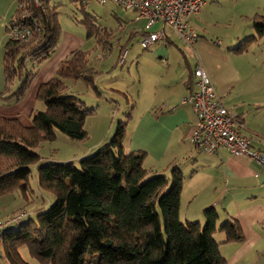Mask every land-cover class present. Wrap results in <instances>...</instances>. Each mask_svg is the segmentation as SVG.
Returning <instances> with one entry per match:
<instances>
[{"label":"trees","instance_id":"16d2710c","mask_svg":"<svg viewBox=\"0 0 264 264\" xmlns=\"http://www.w3.org/2000/svg\"><path fill=\"white\" fill-rule=\"evenodd\" d=\"M71 1L83 13L86 36L104 47L113 32L85 11L82 0ZM58 6L52 0H40L38 5L16 0L2 47L3 103H16L28 91L35 71L24 75L26 61L38 64L55 52L61 33ZM252 25L264 34V11L254 14ZM24 27L32 28L30 38H15L14 31ZM96 74L88 52L75 48L54 75L39 84L36 99L44 108L32 109L30 125L0 116V194L18 191L24 205L29 203L27 180L35 165L37 188L53 197L47 208L41 205L35 215L3 227L0 258L7 264H28L18 251L26 245L41 264H224L213 234L221 230L226 241H240L238 221L227 218L218 226L213 206L204 209L203 224L182 220L180 167L173 165L167 175L143 166V150L125 151V120L116 122L107 143L79 157L77 164L39 161L36 148L54 140L56 132L73 140L86 138L84 122L93 108L70 93L66 81L83 79L97 90ZM238 120H243L240 115Z\"/></svg>","mask_w":264,"mask_h":264},{"label":"crops","instance_id":"0c3cea01","mask_svg":"<svg viewBox=\"0 0 264 264\" xmlns=\"http://www.w3.org/2000/svg\"><path fill=\"white\" fill-rule=\"evenodd\" d=\"M217 3L216 0H204L199 12L188 17L189 24L197 34V38L191 44L184 42L169 26L162 23L155 25L158 29L163 28L165 37L147 49L143 48L153 52L150 53L153 58L150 64L151 74L140 73L137 81H134L137 94L146 95L139 108L143 116L148 114V121L143 125H137L136 131L131 134L129 146L124 149L130 151L149 146L157 160L175 161L173 159L178 160L177 157H181L183 164L178 166L184 175V182L180 195V218L198 220L203 224L204 209L213 206L218 213V226L224 219L231 218L238 221L242 232L240 241H226L221 230L214 232L213 236L218 242L219 252L225 259L224 264H264V166L246 156L232 155L224 149H219L215 153H206L197 149L190 140L195 114L189 103L181 102L184 96L196 89L193 71L200 66L209 75L217 95L225 105L223 94L228 79L231 78L225 58L229 56V51L232 52L235 38L227 37V39L221 32L212 31L213 22L219 18L214 6ZM122 16L133 18V22L131 23L130 20L128 23L130 27L124 31L130 30V35L133 32L137 36L139 33L141 35L145 19H136L133 10H123ZM222 47L227 49L226 52ZM174 48H177L185 59V67L182 64L183 68L179 69L180 71L172 70L169 62ZM127 55L128 50L124 61L118 60L117 64L124 66ZM63 59L65 58L62 56L54 58L46 74L42 76L46 78L42 80L40 77L32 88L30 85L22 100L9 104L0 103V116L16 117L23 125H30V113L36 105L37 88L40 83L52 76L50 71L54 69L55 73ZM191 59L195 61L193 65ZM164 63L165 67L162 70L160 67ZM115 64L112 69L116 67ZM1 68L0 90L3 86ZM101 75L98 73L95 75L94 84L98 83ZM156 76L157 78L154 79ZM121 77L126 83V77L122 74ZM112 78L109 81L112 87L106 88L103 85L105 80L101 81L102 85L96 87L108 90L105 94L122 92V89L127 88L113 83ZM134 92L132 91L133 94ZM141 120L143 118L139 121ZM241 123L239 130L251 137V148L264 151V144L253 138L250 134L253 131L245 126L244 120ZM254 173H258V176Z\"/></svg>","mask_w":264,"mask_h":264},{"label":"rangeland","instance_id":"374dc122","mask_svg":"<svg viewBox=\"0 0 264 264\" xmlns=\"http://www.w3.org/2000/svg\"><path fill=\"white\" fill-rule=\"evenodd\" d=\"M52 2L59 4L57 11L61 33L55 52L48 58L38 64L30 60L26 61L24 75L30 69L35 71L30 88L40 77L42 80L46 78L42 76L46 74L54 58L61 56L66 58L69 56V51L75 48L87 51L92 66L99 75L102 74L95 86L102 85L101 81L105 80L103 85L106 88L112 87L109 81L113 77L111 80L113 83L127 87L122 89V92H111L114 93L111 95V93L105 94L108 90L102 87L97 88V91L93 85L86 83L83 79L66 81L68 91L82 99L88 107L93 108L92 113L86 117L84 122L87 136L83 140H73L61 132H56L54 140L43 141L36 151L40 155V162L66 159L73 160L77 164L79 157L92 154L110 140L118 120L126 121L124 147L129 146L131 134L136 131L137 125H143L148 121V114L143 116L139 108L146 95L139 96L137 94L134 81H137L140 73L151 74L150 64H152L153 58L150 53L153 52L150 49L144 50L140 46V33L139 36L134 34L130 37L131 31H124L130 27L128 23L130 20L132 23L133 18L122 16L123 10L111 2L101 4L96 0H91L84 6L86 12L93 14L101 25L106 26L114 34L110 39L112 44L109 41L104 47L98 45L93 37L86 36L85 26L81 23L84 18L83 13L75 10L71 0H52ZM216 2L218 3L214 6L219 18L213 22L212 31H219L226 38H235L232 52L229 51V56L225 58L231 78L226 84L223 100L227 108L242 117L245 126L253 131L250 133L253 138L255 137L261 144H264V34L259 35L252 25L254 14L264 11V0H216ZM15 9L16 0H0V61H2V46L8 37L6 23L14 14ZM156 29L158 26L153 27V30ZM166 30L171 32L168 27ZM230 43L231 41H229ZM125 48L128 50V55L125 65L121 67L117 61ZM222 49L225 52L227 50L223 47ZM183 57L177 48L172 50L169 61L172 70H181L183 65L185 67ZM190 62L193 65L195 61L191 59ZM114 64L116 67L112 69ZM164 67L165 63L160 68L164 70ZM50 72L51 75H54V69ZM113 74L115 75L113 76ZM121 74L126 77V83ZM156 78L157 76L154 79ZM17 84L16 80L14 87ZM144 87L146 88V86ZM34 107L43 109L44 104L36 100ZM142 118L143 120L139 121ZM143 148H140L145 152L143 166L150 170L156 169L169 175L173 165L180 164L181 166L183 164L181 157H177L178 160L173 159L175 161L157 160L149 146ZM27 181L30 202L26 205H24L26 202L22 198L21 192L12 191L0 194V223L7 221L23 209L33 216L39 206L43 205V208H47L53 202L52 196L39 190L36 186L35 165L31 167ZM14 227L16 225L12 226V228ZM18 251L28 264H41L37 258L30 255L26 245H20ZM0 264H7V262L0 258Z\"/></svg>","mask_w":264,"mask_h":264},{"label":"built area","instance_id":"2783aa9c","mask_svg":"<svg viewBox=\"0 0 264 264\" xmlns=\"http://www.w3.org/2000/svg\"><path fill=\"white\" fill-rule=\"evenodd\" d=\"M91 0H82L84 6ZM103 4L111 2L123 10H133L136 19H145L139 44L142 48L150 47L156 41L165 37L162 29L153 30L157 23L169 26L173 32L186 43H193L197 38L194 28L189 24L188 17L199 12L204 0H96ZM40 0H33L38 5ZM21 7V6H20ZM39 27L36 26L35 30ZM32 28H18L14 37L26 41L30 38ZM127 49L119 55L123 62ZM193 74L196 78V89L181 99L189 103L195 114L194 129L190 136L193 145L200 151L215 153L224 149L236 156H246L261 166H264V151L252 149L251 138L240 132L242 123L238 115L224 105L217 95L213 83L206 71L197 66ZM258 176V173H254ZM30 216L26 210H21L7 221L0 223V247L2 229L9 223H19Z\"/></svg>","mask_w":264,"mask_h":264}]
</instances>
